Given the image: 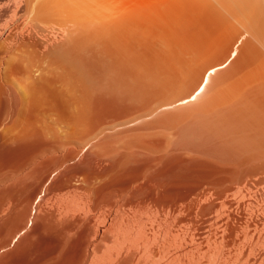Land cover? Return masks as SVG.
Wrapping results in <instances>:
<instances>
[{"label":"bare ground","instance_id":"bare-ground-1","mask_svg":"<svg viewBox=\"0 0 264 264\" xmlns=\"http://www.w3.org/2000/svg\"><path fill=\"white\" fill-rule=\"evenodd\" d=\"M4 18L0 264H264V0H0ZM39 35L67 46L34 79ZM49 103L62 158L31 124Z\"/></svg>","mask_w":264,"mask_h":264},{"label":"rangeland","instance_id":"rangeland-1","mask_svg":"<svg viewBox=\"0 0 264 264\" xmlns=\"http://www.w3.org/2000/svg\"><path fill=\"white\" fill-rule=\"evenodd\" d=\"M6 18H7V17H6ZM6 18L2 19V20L5 21V24L2 23V25H1V23H0V26H2V27H4V28H5V25H8V26H9V24L6 23V20H5ZM8 18H10V16H8ZM8 20H9V19H7V22H8ZM10 21H11V20H10ZM0 22H1V21H0ZM9 23H10V22H9ZM3 25H4V26H3ZM6 27H7V26H6ZM36 37H37V38H36ZM36 37H35V40H31V41H30V44H31V45L29 44L30 47H29V49H28V53H29L30 55H32L31 57H33V59H32V66H33V67L31 66V71H30L29 75L32 74V76H34V77H35V76H36V77H39V75L41 74V72L43 73V70H44V72H45L48 68L53 67V65H54V63H55V62L53 61V59H52L53 56L51 57V55H52V52H51V51H53L52 49H54L55 47H58L59 45H61V46L63 45L64 47H65V45L67 46V42H66L67 40H66L64 37H62V36L60 37V40L62 39L61 41H59V39H58L59 37H57V38H56V37H53L52 40H50L49 38H48V39H49V40H48L46 37H44V36H40V35H39V36H36ZM42 37H43V38H42ZM51 38H52V37H51ZM54 38L57 39V40H55ZM64 39H65V40H64ZM53 40H54V41H53ZM63 40H64V41H63ZM46 41H47V42H46ZM52 41H53V42H52ZM51 42H52V43H51ZM56 43H58V44L61 43V44L58 45V44H56ZM64 43H66V44H64ZM55 44H56V45H55ZM54 45H55V46H54ZM57 45H58V46H57ZM47 47H48V48H47ZM34 48H35V49H34ZM49 50H50L51 53L49 52ZM47 52H48V53H47ZM81 53H83V52H81ZM85 53H86V52H85ZM50 54H51V55H50ZM82 55H84V56L86 57V55H85L84 53H83ZM84 56H83V57H84ZM79 57H82L81 54L79 55ZM83 57H82V58H83ZM83 59H84V58H83ZM37 61H38V62H37ZM52 62H53V63H52ZM33 64H34V65H33ZM40 64H41V65H40ZM46 65H48L49 67L46 66ZM44 67H45V68H44ZM33 68H35V69H33ZM36 68H38V69H36ZM39 68H40V69H39ZM34 70H35V71H34ZM37 70H38V71H37ZM33 71H34V72H33ZM36 71L39 72L40 74L37 73ZM22 73H23V74H20V73H19V74H20V75H19V78H20L21 75H25V76H22L23 79L26 78V77H27L26 75L28 74V72L26 73V71H25V72L22 71ZM24 73H26V74H24ZM33 74H34V75H33ZM38 74H39V75H38ZM29 75H28V77H29ZM93 75H95V73L93 74L92 71H91V76H93ZM34 77H33V78H34ZM36 77H35L34 79H36ZM94 77H95V76H93V78H94ZM30 78H31V75H30ZM93 78H92V79H93ZM20 79H22V78H20ZM0 83H2L1 80H0ZM56 84H57V83H56ZM59 84H61V83H59ZM56 87L60 88L61 86L59 87V85H56ZM5 89H7L6 86H5ZM49 104H50V103H49ZM49 104H48V106H47L48 108H46V105H47V104H44V105H43L44 107L42 106V107L40 108V109H42V110H40V109L38 110V111H40V113H42V117H41V118L38 117V120H39L40 122L37 121V123H36V122L33 121V119H34V120L36 119V118H34V117H35V114H36V115L38 114L37 116H41V115H39L40 113L37 111V112L34 113V115H32V117H33V116H34V117H33V119H31V120H32L31 124H32L33 126L35 125V126H34L35 128H36L37 126H39V127L43 130L42 132H43V133L45 132L44 134H45V136H46V140H47V141H49L50 138H51L52 136H55V138L53 137L54 140H53V138H51L52 140L49 141V143L52 144V143L54 142V144H55L56 146H55V145H53V146H55L57 150H54V154H53V152H52L53 150L50 151V152L47 154V157L49 156L48 158H50V157H52V156H58V158H59V155H60L61 158H62L63 150L61 151L62 153L59 152V151H58V150H59L58 147H59L60 144H62V143H63V144L66 143V141H65L64 139L61 138V136H60V134H59L58 131L60 130V127H61L62 130H67V129H68V123H69V120L66 119V118H65L66 120L63 119V117H62V116H63L62 112L59 110V113H57V112H58L57 109L54 108V110H53V108H50V107H52V105H51V104L49 105ZM43 108H45V111H46V112L44 111ZM50 109H52V110H50ZM55 110H56V111H55ZM60 112H61L62 116H60ZM43 113H44V114L46 113V116H45ZM48 113H49V114H48ZM55 114H56V115H55ZM58 115H59L60 117H59ZM53 116H54V117H53ZM45 117H46V118H45ZM61 117H62V119H61ZM55 118H56V119H55ZM58 118L60 119V121H58ZM108 118H109V117H108ZM106 119H107V118H106ZM106 119L104 118L103 120H104L105 122H107ZM55 120H57L58 122L55 121ZM61 120H64V121H61ZM107 120H108V119H107ZM35 121H36V120H35ZM47 121H48V122H47ZM66 121H67V122H66ZM101 121H102V120H100V122H101ZM50 122H51V123H50ZM55 122H56V123H55ZM100 122H97V123H99V124L96 123V125L91 124L90 128L87 130L86 133L84 132L83 134H82V133H80V134H81V135H84V134H85V137L88 135V136L86 137V138L88 139V138H89V134H91V133H89V132L92 131V130L94 129L95 126H97V125L100 126V124H101ZM33 123H34V124H33ZM35 123H36V124H35ZM102 123H103V121H102ZM48 124H49V125H48ZM51 124H52V125H51ZM53 124H55V125H53ZM45 125H46V126H45ZM66 125H67V126H66ZM92 125H94V127H92ZM102 125H103V124H102ZM102 125H101V127H102ZM49 126H50V127H49ZM65 126H66V129H65ZM39 127H38V128H39ZM87 127H88V126H87ZM40 128L38 129V131L41 132V129H40ZM92 128H93V129H92ZM96 128L99 129L100 127H95V130H93L92 132L97 131ZM36 129H37V128H36ZM44 129H45V130H44ZM46 129H47V130H46ZM48 129H49V130H48ZM55 129H56V130H55ZM91 129H92V130H91ZM53 130H54V131H53ZM50 131H52V132H50ZM46 132H47V133H46ZM54 133H55L56 135H52V134H54ZM94 133H95V132H94ZM49 134H51L50 137H49ZM47 136H48L49 140H48ZM77 136H79V134H78ZM79 137H80L81 139H78ZM79 137H78V138L75 137V138L78 139V140H82V139L84 138V136H82V137L79 136ZM60 138H61V139H60ZM86 138H84L85 141L87 140ZM58 139H60V140H58ZM84 139H83V140H84ZM85 141H84V142H85ZM57 142H58V144H56ZM59 142H60V143H59ZM81 142H83V141H81ZM57 145H58V146H57ZM68 146L71 147L72 144H70V145H68ZM73 147H74V146H73ZM73 147H71V149H72ZM68 148H69V147H68ZM56 151L59 152L60 154L58 153V155H57V152H56ZM55 152H56V153H55ZM50 153H52V156H51ZM61 154H62V155H61ZM58 158H52L53 160H51V161L48 159L49 161L47 160V163L49 162L50 164H48L47 166H50V165H51V166H53V168H54V165H55V167H57V166L60 164V162H61V159H58ZM56 159H58V162H59V161H60V162L57 163V162L55 161ZM55 162H56V164H58V165L54 164ZM52 164H53V165H52ZM51 168H52V167H51ZM46 169L48 170L49 168L46 167ZM29 171H30V170H29ZM31 171H32V170H31ZM31 171H30V172L27 171V172H28L27 174L31 173ZM42 171H44V170H41V173H43ZM49 171L51 172L52 170L49 169ZM45 172H47V171H45ZM50 172H48V174H50ZM37 173H40V172H36L34 175L32 174V177H33V178H30V177H29V178L23 179V180L21 181V183L18 184V185H20V184L23 183V185H21L22 189H21V187H20V189H19L20 191H18L17 187H16V189H14V190H17L18 193L21 192V193L23 194V196L21 197L22 200H24V198H25V197H24V196H25L24 194H25L26 192H24L23 190H24V189L26 188V186L28 185V183H29L28 181H29L30 179H32L33 182H35L36 179H37V180L39 179L41 173H40L39 175H38ZM48 174H47V175H48ZM29 175H30V174H29ZM37 175H38L39 177H37ZM44 175H46V174L44 173V174L41 175V176L44 177ZM47 175H46V176H47ZM26 176H27V175H26ZM24 178H25V177H24ZM26 180H27L28 183L26 182L27 185H26L25 188L23 189V186L25 185V182H24V181H26ZM36 182H37V181H36ZM36 182H35V183H36ZM31 183H32V182L30 181V183H29L30 185H29V186L35 184V183H33V184H31ZM18 185H17V186H18ZM18 188H19V186H18ZM14 190H13V191H14ZM17 191H16V192H17ZM16 192H14V194H15ZM23 192H24V193H23ZM18 193H17L16 195H18ZM21 193H19V194L21 195ZM26 195H27V193H26ZM41 195H44V192H41ZM18 196H19V195H18ZM23 197H24V198H23ZM39 197H40V196H39ZM39 197H38L37 199H35L36 201H34V206H35V204H37V203L39 202V200H40ZM23 203H24V201H23ZM24 204H26V202H25ZM24 204H22L23 206L21 207V208H23V210H24L25 207H27V210H28L30 207H32V206H30V205H29V206H30V207H29L28 204L24 206ZM32 210H33V208H32V209L30 208V210H28V211H32ZM33 213H35V210H33ZM31 224H32V223L30 222L28 226L30 227ZM0 234H1V237H0V241H1V240H3V238H4L5 233H1V232H0ZM14 240H15V239H14ZM16 240H17V239H16ZM16 240L13 241V242H16ZM13 244H14V243H12L11 247L13 246Z\"/></svg>","mask_w":264,"mask_h":264}]
</instances>
